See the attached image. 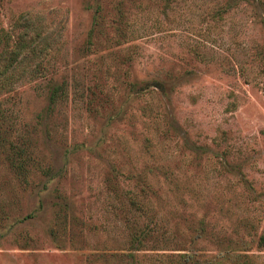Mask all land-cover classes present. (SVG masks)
<instances>
[{"label":"rangeland","instance_id":"374dc122","mask_svg":"<svg viewBox=\"0 0 264 264\" xmlns=\"http://www.w3.org/2000/svg\"><path fill=\"white\" fill-rule=\"evenodd\" d=\"M264 0H0V264H264Z\"/></svg>","mask_w":264,"mask_h":264},{"label":"trees","instance_id":"16d2710c","mask_svg":"<svg viewBox=\"0 0 264 264\" xmlns=\"http://www.w3.org/2000/svg\"><path fill=\"white\" fill-rule=\"evenodd\" d=\"M259 242H260L262 245H264V236H260V238H259Z\"/></svg>","mask_w":264,"mask_h":264}]
</instances>
